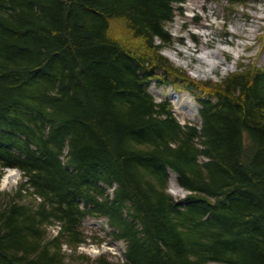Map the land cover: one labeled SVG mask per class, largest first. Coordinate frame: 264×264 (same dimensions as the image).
I'll use <instances>...</instances> for the list:
<instances>
[{
    "label": "trees",
    "instance_id": "obj_1",
    "mask_svg": "<svg viewBox=\"0 0 264 264\" xmlns=\"http://www.w3.org/2000/svg\"><path fill=\"white\" fill-rule=\"evenodd\" d=\"M185 1L0 0V182L24 178L0 202V264H264V65L177 67L162 49ZM154 83L200 91V123ZM88 217L122 260L78 251Z\"/></svg>",
    "mask_w": 264,
    "mask_h": 264
},
{
    "label": "rangeland",
    "instance_id": "obj_2",
    "mask_svg": "<svg viewBox=\"0 0 264 264\" xmlns=\"http://www.w3.org/2000/svg\"><path fill=\"white\" fill-rule=\"evenodd\" d=\"M167 27L175 43L163 48L162 53L195 80L220 81L236 70L238 62L264 65V0H186ZM150 91L157 100L169 98L182 123H200V104L195 95L201 92L196 88L178 91L170 85L154 83ZM23 179L18 168L6 169L0 182V202H6L3 193L15 191ZM170 182L169 192L176 198L187 195L175 174ZM83 229L87 238L79 252L92 258L109 253L113 261L122 260L126 243L106 234V219L88 217ZM56 231L57 226H53L51 232Z\"/></svg>",
    "mask_w": 264,
    "mask_h": 264
}]
</instances>
